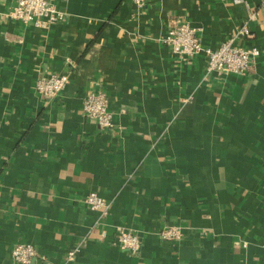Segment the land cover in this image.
<instances>
[{"label":"crops","instance_id":"crops-1","mask_svg":"<svg viewBox=\"0 0 264 264\" xmlns=\"http://www.w3.org/2000/svg\"><path fill=\"white\" fill-rule=\"evenodd\" d=\"M64 13L38 29L0 0V264L32 244L66 264H264V0H53ZM250 13L249 36L236 34ZM180 20L201 45L260 49L244 76L207 73L204 54L161 42ZM68 74L56 97L37 78ZM105 91L113 127L83 116ZM94 192L108 212L90 211ZM179 226L178 241L159 237ZM137 234L140 250L115 246ZM104 235V236H103Z\"/></svg>","mask_w":264,"mask_h":264},{"label":"built area","instance_id":"built-area-1","mask_svg":"<svg viewBox=\"0 0 264 264\" xmlns=\"http://www.w3.org/2000/svg\"><path fill=\"white\" fill-rule=\"evenodd\" d=\"M148 0H131L137 7L143 8ZM234 3L240 0H233ZM10 20L23 24H31L38 29L47 28L64 17L62 11L57 10L53 0H12V6L5 14ZM256 15L250 13L247 21L237 29L236 34L249 36L248 22L254 21ZM200 29L192 27L187 22L175 20L161 38L163 45L170 48L171 52L178 57H191L199 52L204 54L206 60L205 71L207 73H231L244 76L251 68L260 49L255 45L242 48L235 45L232 39L220 43L214 49L205 48L201 45ZM68 74H52L41 76L36 79L34 88L36 92L45 98L56 97L69 84ZM81 113L88 119L93 120L101 130H110L113 127V114L109 110L108 95L105 91L87 93L81 103ZM84 202L90 211L100 212L106 215L108 202L94 192L84 197ZM104 236V235H103ZM182 236L179 226H165L159 231V237L167 241H178ZM115 246L130 254L140 250V237L123 228L115 231L112 238ZM78 247L69 249L66 253V264L74 260ZM11 259L17 264H31L35 258L47 260L37 249L29 243H17L11 250Z\"/></svg>","mask_w":264,"mask_h":264}]
</instances>
